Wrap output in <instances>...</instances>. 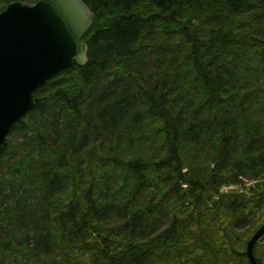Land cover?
Segmentation results:
<instances>
[{"label":"trees","instance_id":"obj_1","mask_svg":"<svg viewBox=\"0 0 264 264\" xmlns=\"http://www.w3.org/2000/svg\"><path fill=\"white\" fill-rule=\"evenodd\" d=\"M82 1L86 65L0 150V264H250L264 184L185 204L264 179V0Z\"/></svg>","mask_w":264,"mask_h":264},{"label":"water","instance_id":"obj_2","mask_svg":"<svg viewBox=\"0 0 264 264\" xmlns=\"http://www.w3.org/2000/svg\"><path fill=\"white\" fill-rule=\"evenodd\" d=\"M94 16L82 0L8 4L0 12V150L35 107L34 93L57 75L87 63L83 42ZM264 224L246 246L250 264Z\"/></svg>","mask_w":264,"mask_h":264},{"label":"rangeland","instance_id":"obj_3","mask_svg":"<svg viewBox=\"0 0 264 264\" xmlns=\"http://www.w3.org/2000/svg\"><path fill=\"white\" fill-rule=\"evenodd\" d=\"M13 142L15 143H22L23 142V134L20 133H12L11 134V138H10ZM11 160L17 159V156H9L8 157ZM242 186H228V185H222L219 189L216 195H214L212 197L211 200H206L205 205L203 206H195L193 203L191 205H187L185 204V207L188 208V215H193V217H195L197 214H203V212L206 210V208L211 209L213 204L215 202L218 201V199L220 197L223 196H232V195H239V194H243L246 195V198L248 200H252L257 193V188L259 186H262L264 184V179L262 180H258L255 182H249L246 179H242ZM198 210L199 213H197L196 211ZM264 215V208L261 211L260 214H258L255 218V220L261 215ZM248 230V228L246 229ZM244 230V231H246Z\"/></svg>","mask_w":264,"mask_h":264},{"label":"bare ground","instance_id":"obj_4","mask_svg":"<svg viewBox=\"0 0 264 264\" xmlns=\"http://www.w3.org/2000/svg\"><path fill=\"white\" fill-rule=\"evenodd\" d=\"M242 52V51H241Z\"/></svg>","mask_w":264,"mask_h":264}]
</instances>
